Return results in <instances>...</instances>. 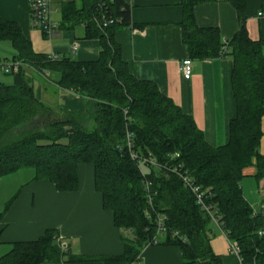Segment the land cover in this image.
Masks as SVG:
<instances>
[{"label": "trees", "instance_id": "trees-1", "mask_svg": "<svg viewBox=\"0 0 264 264\" xmlns=\"http://www.w3.org/2000/svg\"><path fill=\"white\" fill-rule=\"evenodd\" d=\"M216 1L182 0L180 27L192 61L231 58L234 62L237 116L230 123L229 143L220 147L209 145L194 119L155 83L131 75L115 40L118 29L130 27V0H115L109 9L115 22L104 31L91 21L97 0L60 3V30L81 26L86 38L100 41L95 62L59 56L52 60L35 53L20 26L0 18V42L10 43L16 51L14 59L5 62L57 75L62 88L88 103L83 114L55 111L36 98L30 81L21 86L0 84V180L32 169L35 180L50 181L60 192H74L79 189V165L94 164L103 207L113 213L116 228L125 231L124 254L100 258L104 264L138 261L156 236L158 217L164 218L166 229L158 245L180 248L184 264H222L211 245L213 219L230 242L238 245L242 264H264V238L258 236L264 229V215L253 216L241 190L246 168L255 164L257 181L264 178L259 152L264 41H254L248 34L246 0H229L239 17V30L233 38L223 39L216 28L198 27L195 8ZM128 134L132 135L130 147ZM131 152L138 159H132ZM143 159H154L158 167ZM185 175L199 188L209 211L185 186ZM146 181L151 183L153 207ZM67 255L58 231L49 229L35 242L14 244L0 264H60ZM85 260L74 257L69 261Z\"/></svg>", "mask_w": 264, "mask_h": 264}, {"label": "crops", "instance_id": "crops-1", "mask_svg": "<svg viewBox=\"0 0 264 264\" xmlns=\"http://www.w3.org/2000/svg\"><path fill=\"white\" fill-rule=\"evenodd\" d=\"M55 1L57 12L61 5L60 0ZM181 2L130 0V27L118 29L115 40L131 75L155 83L162 94L194 119L209 145L224 146L230 141V123L237 116L232 88L234 62L231 58L193 61L191 79L183 78L181 65L189 59V52L180 27ZM194 13L198 27L216 28L223 39L233 38L239 30L238 12L229 0L197 6ZM246 15L250 38L264 41V0H246ZM0 18L19 25L35 53H55L80 63L99 59L100 41L86 38L81 26L61 29L51 40L33 29L29 0H0ZM74 44L78 46L76 51ZM15 56L10 43L0 42V64ZM20 72L6 73L0 65V84L21 86L30 81L36 98L55 111H86L88 103L74 91L62 88L57 75L28 65H22ZM261 126L259 152L264 162V118ZM257 172L255 164L246 168L241 181L243 197L251 207L264 204V178L257 181ZM35 176L34 170L24 169L0 180V259L12 251L14 244L35 242L49 229L58 231L61 245L68 250L60 264H104L100 258L124 254L123 232L116 228L113 213L104 209L102 195L96 190L94 164L79 165V189L74 192H60L50 181L35 180ZM217 228L219 237L214 235L211 245L222 264H242L231 252L226 234ZM74 257L88 260L69 261ZM138 263L184 264V258L178 247L156 245L146 247Z\"/></svg>", "mask_w": 264, "mask_h": 264}, {"label": "built area", "instance_id": "built-area-1", "mask_svg": "<svg viewBox=\"0 0 264 264\" xmlns=\"http://www.w3.org/2000/svg\"><path fill=\"white\" fill-rule=\"evenodd\" d=\"M30 1V21L31 26L33 29L40 31L48 40H51L53 36H55L59 32V23L53 20V16L55 15V0H29ZM72 0H60V3H67ZM115 0H97L96 2V10L95 14L92 17V23L96 25L101 31L106 30L110 27L114 22V17L109 10ZM85 26V24H83ZM78 48L77 44L73 45V51H76ZM50 59L57 60L58 55L52 53L49 55ZM3 70L9 74H16L20 72V67L23 65L17 62H4L0 64ZM181 72L182 76L185 80H190L193 73V61L191 59H186L182 62L181 65ZM132 137L131 134H128V146L130 147V138ZM132 159H138V155L134 152H131ZM143 161L149 166L158 167V164L154 159H143ZM146 165V164H145ZM182 180L187 188H189L192 194L196 197L197 203L202 206V208L206 211L210 209L206 207L205 201L203 199V195L200 192L197 186H194L191 183L190 178L185 175L182 177ZM147 197L149 201L150 207H153V199L150 194L151 192V183L146 181L145 183ZM262 193L264 194V187L262 189ZM253 216L257 215V213H261L264 215V204H261L257 207H252ZM147 216L150 218L151 215L147 213ZM214 223L216 224V220L213 219ZM157 223V233L154 237L153 241L149 246H156L158 245L159 239H161L166 231L164 227V218L158 217L156 219ZM217 225V224H216ZM258 236L264 238V229L258 231ZM65 250V249H64ZM231 252L236 256H239L240 250L236 243H231ZM241 261V260H240ZM242 263V262H241ZM132 264H139L138 261L133 262Z\"/></svg>", "mask_w": 264, "mask_h": 264}, {"label": "rangeland", "instance_id": "rangeland-1", "mask_svg": "<svg viewBox=\"0 0 264 264\" xmlns=\"http://www.w3.org/2000/svg\"><path fill=\"white\" fill-rule=\"evenodd\" d=\"M55 10H56V7L54 6ZM59 10L55 13V15L53 16V20L55 22H60L61 19H62V11H61V7H57ZM142 169L143 170H146V166L142 165ZM22 175V174H21ZM20 175V176H21ZM23 176V175H22ZM212 230H213V236L216 235L217 237H219V229L217 228V226L215 224L212 225ZM123 234L125 235V231H122ZM129 236V235H128Z\"/></svg>", "mask_w": 264, "mask_h": 264}]
</instances>
